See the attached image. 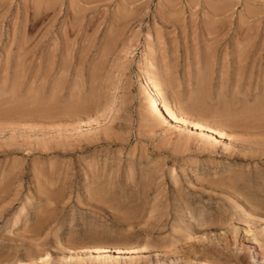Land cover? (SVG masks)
<instances>
[{
	"label": "rangeland",
	"instance_id": "1",
	"mask_svg": "<svg viewBox=\"0 0 264 264\" xmlns=\"http://www.w3.org/2000/svg\"><path fill=\"white\" fill-rule=\"evenodd\" d=\"M0 264H264V0H0Z\"/></svg>",
	"mask_w": 264,
	"mask_h": 264
},
{
	"label": "bare ground",
	"instance_id": "2",
	"mask_svg": "<svg viewBox=\"0 0 264 264\" xmlns=\"http://www.w3.org/2000/svg\"><path fill=\"white\" fill-rule=\"evenodd\" d=\"M141 78L144 81V92L149 97V103L147 107L151 115H157L159 117L164 118L167 122L173 124L178 129L194 127L195 129L205 132L207 135L214 138L215 140L225 139L224 135L221 132L217 130H212L210 127L200 122L188 121L182 116H179L169 103L165 102L164 104H162V90L160 89L162 84L156 82L154 78L148 76L145 71H141ZM192 244L195 248L196 244ZM93 250V253L96 254L98 258L104 256V254L107 253L106 250L102 247H94ZM204 250H206V246H204ZM139 251L140 250H134V252H136L135 254H139ZM134 252L132 251L131 253L134 254Z\"/></svg>",
	"mask_w": 264,
	"mask_h": 264
}]
</instances>
